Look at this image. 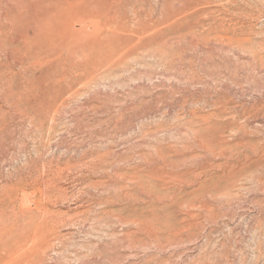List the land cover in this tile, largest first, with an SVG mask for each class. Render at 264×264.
<instances>
[{"label": "rangeland", "instance_id": "1", "mask_svg": "<svg viewBox=\"0 0 264 264\" xmlns=\"http://www.w3.org/2000/svg\"><path fill=\"white\" fill-rule=\"evenodd\" d=\"M0 264H264V0H0Z\"/></svg>", "mask_w": 264, "mask_h": 264}, {"label": "bare ground", "instance_id": "2", "mask_svg": "<svg viewBox=\"0 0 264 264\" xmlns=\"http://www.w3.org/2000/svg\"><path fill=\"white\" fill-rule=\"evenodd\" d=\"M34 1H35V0H34ZM34 6H35V3H34ZM36 7H37V6H36ZM36 7H35V8H36ZM34 10H35V9H34ZM36 15H37V14H36Z\"/></svg>", "mask_w": 264, "mask_h": 264}]
</instances>
